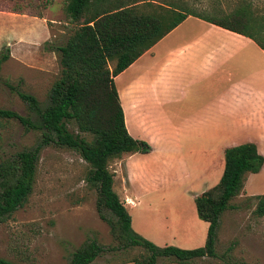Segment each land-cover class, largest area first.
<instances>
[{
  "label": "rangeland",
  "instance_id": "rangeland-1",
  "mask_svg": "<svg viewBox=\"0 0 264 264\" xmlns=\"http://www.w3.org/2000/svg\"><path fill=\"white\" fill-rule=\"evenodd\" d=\"M149 1L151 5L136 3L148 12L153 6L175 3L255 35L258 32L254 29H264V0ZM65 4L66 0H0V51L4 46L9 49V58L0 71V109L33 120L18 94H32L41 106L47 103L49 90L60 74L53 46L63 44L76 26L66 15ZM199 32L189 21L187 28L182 26L174 35L188 40ZM131 71L125 70L117 80L114 77L116 88L132 80ZM162 114L160 108L157 121H163ZM67 127L82 138L91 137L80 134L72 121ZM159 128L154 143L157 154L144 161L146 154L139 153L136 164L130 165L140 172V186L147 193L140 191L137 183L127 186V155L112 159L107 166L113 174L114 189L123 203L127 196L137 200L134 193L142 195L139 206L126 207L131 229L144 240L159 247H202L207 225L197 217L193 198L218 182L222 170L219 160L206 168L207 161L218 156V145L197 140L198 128L163 123ZM129 129L135 130L133 123ZM41 137L38 129L0 117V161L33 148ZM87 169L86 162L72 149L53 143L41 148L31 194L23 207L0 221V257L13 264H69L71 253L88 240L104 247L90 264H132V259L143 253L136 246L120 247L114 239L110 224L96 210V188L85 182ZM244 181L247 186L250 183L252 191H258L264 178L244 174ZM254 197L238 195L229 202L231 209L225 210L219 220L214 258H195L186 264H264V217L254 214ZM106 216L110 217L108 213ZM156 264L183 263L174 257L159 256Z\"/></svg>",
  "mask_w": 264,
  "mask_h": 264
},
{
  "label": "trees",
  "instance_id": "trees-1",
  "mask_svg": "<svg viewBox=\"0 0 264 264\" xmlns=\"http://www.w3.org/2000/svg\"><path fill=\"white\" fill-rule=\"evenodd\" d=\"M137 1L151 5L149 0L132 3L66 0V15L76 26L63 44L53 46L59 57L60 74L49 90L47 103L41 106L32 94H18L33 120L0 109V117L13 118L26 128L38 129L42 136L33 148L0 161V221L24 206L34 186L40 150L53 143L76 151L86 162L85 182L96 188V210L101 219L110 224V232L119 246L143 249V253L132 259V264H156L159 256L174 257L183 264L195 258H214L220 217L225 210L231 209L229 202L242 191L243 175L257 173L263 157L252 143L223 150L224 166L217 184L193 198L197 217L207 225L202 247H159L144 240L131 229V215L114 189L113 174L107 166L112 159L127 154H148L151 146L128 133L114 77L188 16L243 33L228 23L210 20L175 3L156 5L148 12L138 7ZM236 23L248 25L238 20ZM256 44L264 50L260 41L256 40ZM8 58L9 49L4 46L0 51V71ZM70 121L76 124L80 134L91 137L85 139L71 133L67 127ZM254 198V214L264 217V193ZM103 250L101 244L88 240L71 253L69 264H90ZM0 264L13 263L0 257Z\"/></svg>",
  "mask_w": 264,
  "mask_h": 264
},
{
  "label": "crops",
  "instance_id": "crops-1",
  "mask_svg": "<svg viewBox=\"0 0 264 264\" xmlns=\"http://www.w3.org/2000/svg\"><path fill=\"white\" fill-rule=\"evenodd\" d=\"M189 21L199 28V35L188 40L174 35L182 26L187 28ZM241 31L243 34L234 33L188 16L125 69H132L134 76L116 88L119 104L128 133L151 146L144 161L157 154L154 143L162 123L198 128L197 140L218 145V156L209 159L206 168L213 167L214 160H219L218 167L223 168V150L244 143L254 144L264 159V50L256 44L258 40L264 46V29H254L256 35ZM160 108L162 122L157 121ZM130 123L135 130L130 131ZM139 155L127 154L129 187L132 183L141 185L140 172L130 168ZM250 175L264 178V161L258 172ZM250 186L244 181L239 195L264 193V183L258 191ZM139 190L147 193L141 186ZM134 194L135 199L142 197ZM138 199L125 197V206H139Z\"/></svg>",
  "mask_w": 264,
  "mask_h": 264
}]
</instances>
